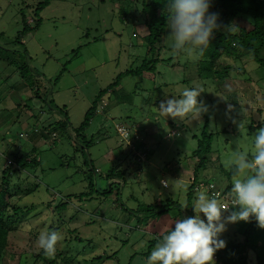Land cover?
<instances>
[{"label": "rangeland", "instance_id": "rangeland-1", "mask_svg": "<svg viewBox=\"0 0 264 264\" xmlns=\"http://www.w3.org/2000/svg\"><path fill=\"white\" fill-rule=\"evenodd\" d=\"M39 1L0 0L1 48L21 50L11 40L22 27V16L26 23H34ZM40 17L38 28L21 39L27 54L16 53V60L27 62L32 81L43 84L38 95L0 56V190L8 192L0 211V222L8 230L0 264H48L52 260L146 264L156 246L147 252L151 239L174 220L193 216L200 191L180 216L178 209H170L148 219L135 210L155 201L164 203L169 197L185 208L198 164L193 135L200 136L206 119L207 130L213 133L212 147L198 176L219 190L227 189L232 197L236 175H226L229 164L245 151L251 161L254 136L264 127L263 71L250 57L221 54L208 76L206 52L177 54L173 50L169 21L161 50L154 55L159 58L155 72L123 76L98 102L85 137H77L74 130L99 91L120 73L151 58L142 0H51ZM218 23L224 32L228 27L232 31L239 26L251 28L248 16L228 24L218 19ZM200 65L206 69L200 71ZM197 85L203 89L198 99L208 106L199 120L180 121L159 114L163 99L178 97L184 88ZM226 86L231 87V94L226 93ZM233 95L238 107L232 103ZM54 107L68 115L64 129L51 126L58 118L64 120ZM24 132L30 140L20 137ZM23 154L28 160H38L37 164L18 169L15 160ZM92 165L96 172L91 171ZM116 171L123 173L122 180L114 174L107 178ZM161 180H167L169 187H162ZM108 185L113 192L102 194ZM249 225L250 220L230 223L220 238L226 245L243 243ZM51 232L60 239L53 253L42 254L39 236ZM245 256L246 264H264V229L257 223Z\"/></svg>", "mask_w": 264, "mask_h": 264}, {"label": "clouds", "instance_id": "clouds-1", "mask_svg": "<svg viewBox=\"0 0 264 264\" xmlns=\"http://www.w3.org/2000/svg\"><path fill=\"white\" fill-rule=\"evenodd\" d=\"M211 6L212 0H168L169 29L177 54L187 50L203 55L213 34L221 29L218 14L209 11ZM225 91L231 94L232 89L226 86ZM201 93L203 89L198 85L184 88L178 97L171 96L159 103V114L180 121L189 117L192 121L199 120L208 111L204 101L198 99ZM232 110L229 104L227 111ZM252 148L251 161L245 151L238 152L234 163L229 164L236 172L231 189L232 207L223 206L206 189L200 191L192 207L194 215L174 223V228L163 235L147 257L146 264H215V253L226 247L220 236L228 224L254 218L257 226L264 229V127L255 134ZM160 183L164 188L169 187L167 180ZM228 209L231 211L224 216ZM59 239L55 232L42 234L38 244L41 250L51 254Z\"/></svg>", "mask_w": 264, "mask_h": 264}, {"label": "trees", "instance_id": "trees-1", "mask_svg": "<svg viewBox=\"0 0 264 264\" xmlns=\"http://www.w3.org/2000/svg\"><path fill=\"white\" fill-rule=\"evenodd\" d=\"M51 0H41L37 3L34 15L36 20L33 24H29L25 22V17L22 16V27L21 29L16 33V37L11 40V42L14 43V45H18L19 49L21 50H13V49H6L1 48L0 50H4V52H0V56L4 59V61L7 64H10L16 68L20 75V79L22 82L29 86L30 89H34L36 92L35 94L38 95L40 88L43 87V84L40 82L39 84H35L32 79L33 75L30 72V69L27 67V62L16 60V56L18 52L22 51L24 54L26 53V49L24 47V44L21 42L22 37L27 34L28 32L37 29L38 26L41 23V17L40 12L47 7L50 4ZM209 11H213L214 13L218 14L219 19H222L227 22V24L232 22L235 18L239 16H248L251 21V28L247 29L243 26L236 27L235 31H216L212 38L210 39L209 46L204 51L208 55L207 62V70H208V76L211 74L213 69V61L218 58L221 54H226L230 56H234L237 59L243 58V57H250L254 63L258 65L263 71V77H264V0H212V6L209 9ZM142 12L144 13L145 17V25L147 29V34L145 36L146 38V44L147 49L151 55V58L147 60H143L140 66L135 68H130L128 70H125L123 73H120L116 81L111 83L108 87L104 88L103 90L99 91L95 99L93 100V103L91 107L86 112L85 118L83 119L82 123L79 127H77L74 132L75 136H80L82 138L85 137L83 134L84 130L88 127L91 118H93L96 110H97V104L102 99V97L105 95V93L113 88V86H117L120 82V79L123 76L126 75H136L141 76L143 73H154L156 64L158 63L159 58L155 57L154 55L161 50L160 43L162 41V37L164 36L165 29L167 27L170 17V12L168 9V0H142ZM13 45V46H14ZM21 46V47H20ZM17 53V54H16ZM16 54V55H15ZM0 57V58H1ZM206 66L200 65L199 70L202 71L206 69ZM65 70L64 68L60 71V74ZM198 70V71H199ZM225 70H223L224 72ZM200 73V72H199ZM59 74V75H60ZM59 76L55 79V82H57ZM41 84V85H40ZM48 105H51L50 102H48ZM232 103L234 106L238 107V102L236 101V97L232 96ZM58 107H54L53 110L58 111L64 118L62 120L61 118L59 120H56V122L53 123L52 128L56 130L57 128H65L68 121V115L66 112H64L62 109H55ZM62 123L64 126H59ZM50 126V125H49ZM50 126V127H51ZM48 127V128H50ZM193 137L196 139V149L194 151L195 157L198 159V164L194 168L193 172V181L191 185L189 186V190L187 193V200L185 203V208L179 205L175 200L171 199L170 197L165 200L164 203H158L155 201L154 203L146 204L143 206H138V208L135 210V212L139 215L145 216L148 219H153L155 217H159L161 215H164L167 211L170 209H178V216L182 215V213H185L186 210L190 209L191 201L193 198V195L195 193L194 187L195 184L198 182H206L204 179H200L198 176V172L201 169H204L208 154L211 152L212 147V139H213V133L208 132L207 130V119L204 121L203 129L200 132V136L196 137L193 135ZM89 145V144H88ZM27 155L23 154L22 156H19L15 160V164L17 165L18 169H24L27 166L35 165L37 164L38 160L35 158H32V160L27 159ZM92 172H96L95 168L91 167ZM226 175L228 177H232L236 175L235 168L231 167L229 171H226ZM115 175L116 178L122 180L123 179V173L116 171L115 173H110L107 175V178H110V176ZM120 185V184H119ZM88 187L90 188V193H92L93 189V183L92 181H88ZM227 189H224L226 192ZM112 188L108 185L107 188L102 189V194L109 193L111 194ZM6 189L0 190V211L3 209V203L6 199L7 194ZM90 193H86V195H89ZM101 193V192H100ZM2 214V213H0ZM175 219V218H174ZM180 219H178L179 221ZM176 221L174 220V223ZM174 223L171 224V226L160 232L159 235H156L157 237L151 239L147 252H150L152 248L159 242L160 239H162L163 235H165L170 228H174ZM256 221L254 218H250V225L248 226L245 234V238L243 243H234L229 242L225 248L218 250L215 255L217 256L218 262L220 264H246V256H245V250L246 246L248 245V239L250 232L252 231ZM8 230L4 227V224L0 222V255L2 253V250L7 246L8 243ZM42 254H44V251H41ZM48 264H67L65 261L61 260V262H56L55 260L47 262Z\"/></svg>", "mask_w": 264, "mask_h": 264}, {"label": "built area", "instance_id": "built-area-1", "mask_svg": "<svg viewBox=\"0 0 264 264\" xmlns=\"http://www.w3.org/2000/svg\"><path fill=\"white\" fill-rule=\"evenodd\" d=\"M20 135L22 136L23 134H20ZM25 136H26V134H25ZM193 189L195 192H199V191L206 189L209 196L215 195L217 198L225 199L227 203L222 204L223 206L229 207L232 205V197H230L228 194H226L224 189L219 190L213 183L200 181V182L195 184V187ZM214 261H215V264H220V262H218V260H217L216 255H214Z\"/></svg>", "mask_w": 264, "mask_h": 264}, {"label": "crops", "instance_id": "crops-1", "mask_svg": "<svg viewBox=\"0 0 264 264\" xmlns=\"http://www.w3.org/2000/svg\"><path fill=\"white\" fill-rule=\"evenodd\" d=\"M59 119H60V118H58L57 120H59ZM21 134H23V135H22V136L20 135V137H23V138L27 137V138L30 140V138H29L30 136H29L28 132H24V133H21ZM25 134H26V136H25ZM1 153H3V150L0 151V154H1ZM173 200H174V199H173Z\"/></svg>", "mask_w": 264, "mask_h": 264}]
</instances>
